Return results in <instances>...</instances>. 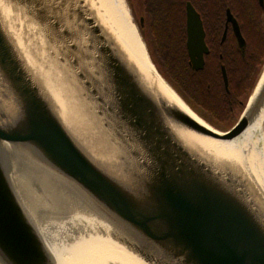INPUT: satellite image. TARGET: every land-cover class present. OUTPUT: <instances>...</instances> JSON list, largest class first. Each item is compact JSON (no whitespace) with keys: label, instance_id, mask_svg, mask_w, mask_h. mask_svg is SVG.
Masks as SVG:
<instances>
[{"label":"water","instance_id":"water-1","mask_svg":"<svg viewBox=\"0 0 264 264\" xmlns=\"http://www.w3.org/2000/svg\"><path fill=\"white\" fill-rule=\"evenodd\" d=\"M204 37L188 2L195 71ZM263 73L220 132L141 74L95 0H0V264H57L39 225L78 204L145 264H264L256 185L235 157L203 145L243 134L264 103Z\"/></svg>","mask_w":264,"mask_h":264},{"label":"trees","instance_id":"trees-1","mask_svg":"<svg viewBox=\"0 0 264 264\" xmlns=\"http://www.w3.org/2000/svg\"><path fill=\"white\" fill-rule=\"evenodd\" d=\"M187 1L201 14L207 34L222 31L219 3L230 6L239 19L246 41L244 54L233 42L218 46L215 44L219 41L217 36H211L215 43H211L205 68L200 71L190 69L183 41ZM151 10L153 14L150 10L147 12L155 20L151 38L162 67L156 66L159 73L208 124L219 130L233 126L264 66V4L260 6L258 0H155ZM220 65L226 70L228 92L224 88Z\"/></svg>","mask_w":264,"mask_h":264},{"label":"bare ground","instance_id":"bare-ground-1","mask_svg":"<svg viewBox=\"0 0 264 264\" xmlns=\"http://www.w3.org/2000/svg\"><path fill=\"white\" fill-rule=\"evenodd\" d=\"M96 3L107 24L140 68L141 74L154 83L156 81L158 88L166 97L205 125L162 80L154 76L155 70L149 61L145 45L137 28L131 21L124 1L97 0ZM262 80H264V73ZM263 142L264 103L240 137L232 142L210 141L203 145L207 151L216 152L222 157H235L244 167L247 164V154L251 151L252 173L250 172V178L256 185V190L262 201H264ZM59 183L65 182L60 180ZM51 215L53 214L49 213L48 220L40 223L39 229L44 235L47 246L54 255L57 264H145L123 246L112 241L110 238L112 232L109 226L94 217L87 216L81 204H78V208L74 207V211L69 215L57 216V218L55 215V217ZM52 232L55 234L53 235Z\"/></svg>","mask_w":264,"mask_h":264},{"label":"flooded vegetation","instance_id":"flooded-vegetation-1","mask_svg":"<svg viewBox=\"0 0 264 264\" xmlns=\"http://www.w3.org/2000/svg\"><path fill=\"white\" fill-rule=\"evenodd\" d=\"M188 2L193 6V4L190 1H187L186 4ZM153 4H155V0H140V7L142 8L143 14L140 15L139 17H137L138 29L140 31V34L143 35L144 39L146 40V42H145L146 43V46H147L146 48H147V51H148V54H149V57H150L151 61H152V59L154 60V58H153V55L154 54L157 56V48H156V45H154V43L152 41V38H151V33L153 32L151 28H152V26L155 25V20L153 18H151V15L149 14V12H147V10H150L151 14H153L152 13V10H151ZM186 4H185V35H184V40L183 41H184V48H185V52H186V58H187V66L190 69H192L191 66H190V64H189V57H188L187 48H186V39H187L186 38ZM263 4H264V0H263ZM147 5H148V9H147ZM219 6H220V9H219L220 10L219 20H220V22L223 21V28H222V31H212L210 34L209 33L207 34L206 30L204 29V21L201 18V14L193 6L194 9L196 10V12L200 15V18L202 20L203 29H204V33H205L204 41H205V45H206V47L208 49V54L204 55V68L206 66V58L211 53V49H210V46H212L211 43L212 42L215 43V41L212 40V37L211 36H217V38H218L219 41L217 43H215V44H218V46H223L225 44L227 45V44L233 42L235 44V48L241 52L240 48L238 47L237 38H236V35H235L234 31L232 30L231 24L228 23L227 24V27H226V19H227L226 11L227 10L230 11L231 15L237 21L238 25H239V19H238L236 13L231 9L230 6H227L226 7L224 5V2L219 3ZM141 19L143 20L142 21V24L140 22ZM156 26L158 27V24ZM157 27H155V28H157ZM239 29H240V33H241V35H242V37L244 39L243 32H242V29H241L240 25H239ZM245 43H246V41H245ZM245 47H246V45H245ZM228 48L229 47H227V49ZM241 54H244V52L243 53L241 52ZM219 58L222 59V55H219ZM153 63H155V62H153ZM222 66L223 65H220V70H221V67Z\"/></svg>","mask_w":264,"mask_h":264},{"label":"rangeland","instance_id":"rangeland-1","mask_svg":"<svg viewBox=\"0 0 264 264\" xmlns=\"http://www.w3.org/2000/svg\"><path fill=\"white\" fill-rule=\"evenodd\" d=\"M95 1H97V0H95ZM124 1V3H125V6H126V8H127V10H128V12H129V14H130V18H131V21H132V23L134 24V26L137 28V31H138V33H139V36H140V38L142 37V39H143V43H144V45H145V47H147L146 46V40L144 39V37H143V35L141 36V34H140V31H139V29H138V23H137V17H139L140 15H142L143 14V12H142V8L140 7V0H123ZM147 49V48H146ZM152 58V57H151ZM153 58H154V60L152 59V61L153 62H155L154 63V65L156 64L159 68H161L162 69V67L160 66L161 65V63H160V60H159V58H158V56H156L155 54L153 55ZM155 65V66H156ZM240 112L237 114V117L236 118H239V116H240ZM236 120H238V119H236ZM211 127H213V126H211ZM232 126H229V127H227L226 129H224V130H219V129H217L218 131H220V132H224V131H226V130H228V129H230ZM213 128H215V127H213ZM216 129V128H215ZM254 140V139H253ZM264 143V142H263ZM264 147V146H263ZM251 154H252V152L250 151L249 152V154H247V164H246V167H244V165L242 164V167L244 168V170L246 171V173L248 174V176H250V172L252 173V171H251V167H252V163H251V160H250V156H251ZM252 180V179H251ZM252 182H253V180H252ZM53 230V229H52ZM54 231V230H53ZM53 233V235L55 234V232H52Z\"/></svg>","mask_w":264,"mask_h":264}]
</instances>
